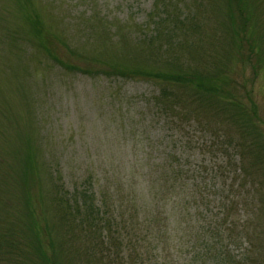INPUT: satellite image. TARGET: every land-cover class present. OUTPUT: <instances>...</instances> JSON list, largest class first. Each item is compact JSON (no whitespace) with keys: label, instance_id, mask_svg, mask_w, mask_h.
Wrapping results in <instances>:
<instances>
[{"label":"rangeland","instance_id":"1","mask_svg":"<svg viewBox=\"0 0 264 264\" xmlns=\"http://www.w3.org/2000/svg\"><path fill=\"white\" fill-rule=\"evenodd\" d=\"M162 1L0 0V227L2 222L8 228L13 222L27 227L25 215L33 210L41 227L53 235L44 197L50 178L46 168L72 191L90 177L99 179L108 168H130L138 154L148 153L156 162L169 152L180 154L186 167L200 171L224 160L226 155L219 153L224 133L215 132L221 128L233 133L227 123L158 114L152 100L159 85L154 76L100 73L118 65L142 69L143 62L134 57L143 47L122 50L119 35L132 46L130 42L152 29V15L168 3L178 5L177 13L184 17L195 15L200 21L199 34L187 25L185 34L188 43L199 45L194 64L214 76L199 69V81L221 93L220 99L215 95L220 103L233 97L247 110L255 109V127L264 136V64L257 60L253 42L242 40L239 20L251 0H230L229 5L226 0ZM256 2L264 10V0ZM259 14L264 22V12ZM89 15L106 25H121L109 31L108 47L83 41L81 21ZM164 65L145 64L154 74L170 70ZM91 72L96 73L86 75ZM27 165L33 169L24 176Z\"/></svg>","mask_w":264,"mask_h":264},{"label":"trees","instance_id":"2","mask_svg":"<svg viewBox=\"0 0 264 264\" xmlns=\"http://www.w3.org/2000/svg\"><path fill=\"white\" fill-rule=\"evenodd\" d=\"M245 4L248 11L239 18L241 38L253 42L257 60L264 64V22L259 21L264 10L256 0ZM177 8L168 3L154 11L152 29L130 42L132 46L119 35L122 50L143 47L134 57L143 62L141 70L118 65L100 73L121 78L154 76L159 85L152 100L158 114L227 123L236 134L221 128L215 132L224 133L219 146L224 160L216 168L200 171L186 167L180 154L169 152L157 162L148 153L138 154L130 168H108L99 179L90 177L72 191L46 168L50 178L44 197L54 233L41 227L33 210L25 215L27 227L13 222L8 228L2 222L0 264H264V136L255 127V109L247 110L233 97L220 103L215 95L220 99L221 93L199 81V69L214 73L194 64L199 45L188 43L185 32L187 25L199 34L201 24L195 15L191 20L177 13ZM81 22L83 41L106 47L109 31L121 26L106 25L91 15ZM256 34L260 35L255 39ZM150 62L154 66L164 62L163 68L170 70L154 74L146 69ZM25 167L27 171L20 172L24 176L33 169Z\"/></svg>","mask_w":264,"mask_h":264}]
</instances>
